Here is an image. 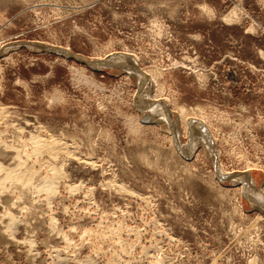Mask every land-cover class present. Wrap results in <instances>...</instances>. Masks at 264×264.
<instances>
[{
  "label": "rangeland",
  "instance_id": "374dc122",
  "mask_svg": "<svg viewBox=\"0 0 264 264\" xmlns=\"http://www.w3.org/2000/svg\"><path fill=\"white\" fill-rule=\"evenodd\" d=\"M18 42L122 57L153 83ZM140 95L203 120L211 142L177 120L180 153L166 117L144 122ZM37 137L67 150L36 153ZM15 169L31 183L6 179ZM54 170L53 190L38 186ZM255 194L264 0H0V264H264Z\"/></svg>",
  "mask_w": 264,
  "mask_h": 264
},
{
  "label": "bare ground",
  "instance_id": "6f19581e",
  "mask_svg": "<svg viewBox=\"0 0 264 264\" xmlns=\"http://www.w3.org/2000/svg\"><path fill=\"white\" fill-rule=\"evenodd\" d=\"M65 50H68V49H65ZM114 58V57H113ZM116 59H121V60H123L124 61V58H122V57H115ZM92 60H97V61H104L103 59H96V58H93ZM127 60V59H126ZM126 73V72H125ZM128 74H129V72H128ZM137 75H138V77L140 76V77H142V79H143V82L141 83V85H139V89L141 88V87H143L144 85H145V83L146 82H149L148 80L150 79L151 81H152V79H151V77H149V76H146L144 73H139V70H138V73H137ZM138 83V82H137ZM152 83H153V81H152ZM155 83V82H154ZM141 86V87H140ZM141 91V90H140ZM154 91V90H153ZM142 95V94H141ZM140 95V97H139V107L142 109V111L144 112L143 113V116H142V118L144 119V120H151V123H153L154 122V124L155 125H158V126H161L162 125V123H160V121H159V119L162 117V116H164V117H166V125L167 126H165V132L166 133H168L170 136H171V139H172V141L175 143V146L177 147V149L179 150V152L180 153H182V154H187V153H185L184 151H182L181 149H183V148H180L181 146H180V142L178 141L179 140V136H178V133L176 132V129H175V125L177 124V120H180V124H181V129H182V132L187 128V130H189V132L188 133H190V130L191 129H193V128H196V131L198 130V128L200 129V130H202L204 133H206V135H207V137H206V140L205 141H207V140H209L210 141V138H209V135L210 134H208L209 132H208V130H207V128H206V126H205V124H204V122H203V120H200V121H194V119L192 118V116H188V113H185L184 112V110L182 109L181 111H179V114H177L178 116H176V118L175 117H171V116H168V115H166V113H165V104L164 103H161V100L158 98L159 96H153V97H146V98H144V99H142V96ZM138 97V96H137ZM155 114V115H154ZM165 119V118H164ZM164 121V122H165ZM191 124H192V126H191ZM189 126H191V128L189 127ZM205 127V128H204ZM205 131H204V130ZM200 130H198L199 132H201ZM181 132V133H182ZM192 133V132H191ZM203 133V134H204ZM38 138V137H37ZM201 138H203V136L201 137ZM208 138V139H207ZM41 139V138H40ZM40 139L38 138V139H36V140H34V145H35V149H36V153L37 152H42L43 150H45L46 152H49L51 155H58V154H60L59 153V151H62V149L63 150H65L66 148H63V146L61 147L60 146V143L58 142V141H53V142H41L40 141ZM198 140H199V138H198ZM202 141H204L203 139H202ZM208 141V143H210ZM206 143V148H207V150L209 151V155H210V152H211V154H212V157H214L215 158V153H214V150H213V146H212V144L210 143V144H207V142H205ZM190 145V144H189ZM205 145V144H204ZM184 147H186V146H184ZM190 147V146H189ZM68 148V147H67ZM34 149V148H33ZM190 149V148H189ZM32 150V149H31ZM67 150V149H66ZM45 151H43V152H45ZM63 153V152H62ZM25 154V153H24ZM31 154V153H30ZM18 155V154H17ZM23 155V154H22ZM26 155V154H25ZM53 156H50V157H53ZM20 157V156H19ZM19 157H17V158H19ZM27 157V156H26ZM49 157V156H48ZM66 157V156H65ZM26 159V158H25ZM50 159V158H49ZM53 159V158H52ZM30 160V159H29ZM22 162H24V160L22 161ZM35 162V161H34ZM38 163V162H37ZM40 163V162H39ZM18 164V163H17ZM23 164V163H22ZM26 164V163H25ZM55 164V163H54ZM53 164V165H54ZM42 165V164H41ZM3 167V166H2ZM18 167H20V165H18ZM34 167V166H33ZM38 167H40V166H38ZM31 169V168H30ZM40 169V168H39ZM52 170V169H51ZM216 172H217V174L222 178V180H224V181H227V180H234L233 182H234V184H232V185H236L239 181L241 182V180H240V178H241V175H229V174H227L224 170H223V168L221 167V165H220V168L219 167H217V164H216ZM8 173V174H7ZM7 173H5L6 175V179H8V180H11V181H15V183L16 182H20L21 184H22V186L23 185H26L27 186V184H30L31 183V180L33 179V177H34V173L32 172V171H30L29 169L27 170H20V169H15V170H13V171H9V172H7ZM247 173H249L248 175H249V177H251L250 175V171H247ZM232 176H234V177H232ZM38 177V176H37ZM41 177V176H40ZM61 177V174H60V172L59 171H57V170H54V177L50 180V181H47L46 183H44V184H42V186L41 185H38V186H40V187H45V188H47V190L48 191H52L53 190V187H54V183H55V180L56 179H59ZM242 177H243V175H242ZM5 179V178H4ZM235 179H238V180H236L235 181ZM2 180V179H1ZM57 183V182H56ZM223 183V182H222ZM224 183H226V182H224ZM248 183H250V181H247V183L245 184V185H247V187L245 186V187H242V189H243V193H245V196L247 197V199L249 198L248 196H247V192H249V196H250V192H252V187H251V185L252 184H248ZM35 185V184H34ZM57 185V184H56ZM231 185V184H230ZM16 186V185H15ZM14 186V187H15ZM31 186H33V185H31ZM253 186V185H252ZM34 187V186H33ZM9 188H10V186H9ZM29 188V187H28ZM251 188V189H250ZM5 189H7V188H5ZM21 191V190H20ZM25 191V190H24ZM23 191V192H24ZM42 191H44L45 192V190H42ZM35 192V191H34ZM253 194V193H252ZM51 200V199H50ZM48 201V200H47ZM249 201V200H248ZM250 201H252L254 204H256V205H258L259 206V204H260V206H262L263 208H264V195L262 194V195H260V194H255L254 195V197L252 198H250ZM251 202V203H252ZM259 203V204H258ZM264 212V211H263ZM5 214V213H4ZM2 218V217H1ZM11 221V220H10ZM59 254V253H58ZM151 255V254H150ZM150 255H149V257H150ZM153 257V256H152ZM57 258V257H56Z\"/></svg>",
  "mask_w": 264,
  "mask_h": 264
},
{
  "label": "water",
  "instance_id": "95a60500",
  "mask_svg": "<svg viewBox=\"0 0 264 264\" xmlns=\"http://www.w3.org/2000/svg\"><path fill=\"white\" fill-rule=\"evenodd\" d=\"M13 45L31 47V48H35V49H39L43 51L54 52V53L63 55L65 57H69L79 63H82L86 65L87 67H89L90 69H92L93 71H100L102 69L116 67V68H121L124 70H130L131 72L135 74L138 73V69H136L129 60L123 61L121 59L111 58V59L104 60V61H97V60L86 58L78 54L70 53L58 47H54V46H50V45H46L42 43H37V42H18V43L10 44L9 46H13ZM144 122L148 123V122H151V120H144Z\"/></svg>",
  "mask_w": 264,
  "mask_h": 264
}]
</instances>
